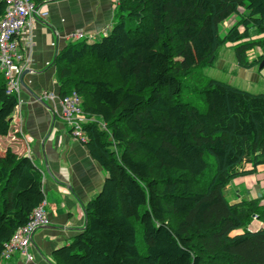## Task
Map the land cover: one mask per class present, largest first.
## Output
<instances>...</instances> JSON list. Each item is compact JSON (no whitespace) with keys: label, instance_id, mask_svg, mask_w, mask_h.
Instances as JSON below:
<instances>
[{"label":"trees","instance_id":"1","mask_svg":"<svg viewBox=\"0 0 264 264\" xmlns=\"http://www.w3.org/2000/svg\"><path fill=\"white\" fill-rule=\"evenodd\" d=\"M115 9L109 34L55 57L59 95L80 97L82 143L106 172L83 207L86 226L53 250L55 264H264V194L236 203L224 194L264 165V92L204 73L225 44L239 66L261 62L264 0H119ZM254 49L263 52L249 60ZM0 75L5 135L18 97ZM42 178L28 156L0 153V263L44 200ZM254 218L262 226L250 230Z\"/></svg>","mask_w":264,"mask_h":264},{"label":"crops","instance_id":"2","mask_svg":"<svg viewBox=\"0 0 264 264\" xmlns=\"http://www.w3.org/2000/svg\"><path fill=\"white\" fill-rule=\"evenodd\" d=\"M35 3L38 9L47 11V15L45 18L34 16L20 41L30 59L29 69L22 77L25 86L20 88L11 127L7 134L0 135V153L10 148L19 156L31 158L41 170L50 224L32 235L28 248L34 257L32 261L15 252L0 264H55L53 250L70 243L84 228L83 207L99 192L106 176L86 146L72 137L69 126L61 118L55 57L71 42L85 39L91 43L109 34L117 19L115 6L109 0H40ZM78 32L82 37H76ZM46 94L55 97L50 99ZM260 167L264 173V165ZM260 167L243 176L254 179L256 172H261ZM249 168L245 165V169ZM241 179L233 180L234 184ZM261 188V185L255 186L253 193L247 185L242 191L236 190V198L240 201L255 197ZM253 223L258 225L259 221Z\"/></svg>","mask_w":264,"mask_h":264},{"label":"built area","instance_id":"3","mask_svg":"<svg viewBox=\"0 0 264 264\" xmlns=\"http://www.w3.org/2000/svg\"><path fill=\"white\" fill-rule=\"evenodd\" d=\"M5 10L0 17V73L6 83V92L19 96L22 86V73L29 69L30 59L26 47L21 46L23 34L31 25L34 16L45 18L47 11L37 8L34 0H3ZM113 6H117L119 0H109ZM76 37H82L78 32ZM53 99L55 96L46 94ZM61 106V118L69 126L73 138L80 142L85 141L82 125L88 120L81 110V99L75 91L59 98ZM50 224L46 214L45 201L40 202L30 213L28 222L19 227L2 254L3 260L9 259L15 252H20L27 261L34 259L28 252L35 230Z\"/></svg>","mask_w":264,"mask_h":264},{"label":"rangeland","instance_id":"4","mask_svg":"<svg viewBox=\"0 0 264 264\" xmlns=\"http://www.w3.org/2000/svg\"><path fill=\"white\" fill-rule=\"evenodd\" d=\"M237 20L238 17L235 14H233L231 17H229L224 22H222L219 28L220 36H224L228 28L231 27L234 23H236ZM255 31L256 30L254 28L249 29L251 36L255 35ZM262 52L263 51L261 49L251 50L249 53L250 55L249 60L257 58L258 54H262ZM204 73L208 75L210 78H213L218 81H222L224 83L238 87L248 92H252V93L264 92V68L260 69L259 64L252 68H244L239 66L235 58L234 50L230 44H225V46L219 49L214 63L209 67H205ZM247 165L248 167H251V163H247ZM260 166L261 165H259V167ZM262 169L263 167L260 169L261 172L259 171L256 172L254 179H251V176H238L234 178L233 180L239 178L242 179L240 183L237 184H234V181L232 180L226 186V189L224 190V194L227 196V198H229V200L236 201L237 200L236 190L240 189L242 191V189H244L247 185L250 187L253 193L256 192L253 190L254 187L261 185L263 188L260 189L261 191L257 190L255 196L264 194V173ZM96 195H94V197ZM253 221L256 222L258 220L254 218ZM253 221L249 225L250 230L259 229V227L262 226V223L260 221L258 225H256V223H253ZM242 231L243 229L240 227L233 230L232 233L233 234L240 233Z\"/></svg>","mask_w":264,"mask_h":264},{"label":"water","instance_id":"5","mask_svg":"<svg viewBox=\"0 0 264 264\" xmlns=\"http://www.w3.org/2000/svg\"><path fill=\"white\" fill-rule=\"evenodd\" d=\"M211 59L212 58H210L209 59V61H211ZM264 67V58L261 60V62L259 63V68L260 69H262ZM25 72H27V70H25L23 73H22V76H21V83H22V85L23 86H25L24 84H23V79H22V77H23V75L25 74ZM40 102L42 103V104H44L45 106H47V104L46 103H44V101L40 98ZM86 226V220H85V225H84V227Z\"/></svg>","mask_w":264,"mask_h":264}]
</instances>
